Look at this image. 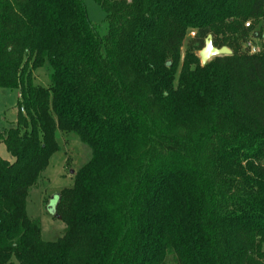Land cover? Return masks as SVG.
<instances>
[{
    "label": "trees",
    "instance_id": "1",
    "mask_svg": "<svg viewBox=\"0 0 264 264\" xmlns=\"http://www.w3.org/2000/svg\"><path fill=\"white\" fill-rule=\"evenodd\" d=\"M94 2L104 36L82 0H0V89L20 97L0 129V264H264V52L246 46L264 0ZM208 36L231 55L201 66ZM57 130L91 155L43 241L26 199Z\"/></svg>",
    "mask_w": 264,
    "mask_h": 264
},
{
    "label": "rangeland",
    "instance_id": "2",
    "mask_svg": "<svg viewBox=\"0 0 264 264\" xmlns=\"http://www.w3.org/2000/svg\"><path fill=\"white\" fill-rule=\"evenodd\" d=\"M82 1L86 7L89 20L95 26L98 34L104 36L107 32V21L104 11L94 0ZM255 29L260 32V37L251 40L246 46L249 47L251 53L257 54L264 52V16ZM191 37V32H189L181 47L176 66V78L180 73L185 52L187 51L186 44ZM199 52L200 50H196L195 56L199 61V65L202 66ZM33 83L43 87L50 85L48 72L44 67L37 69L33 73ZM19 102L20 97L17 89H0L1 130L15 125ZM55 140L59 146L58 151L51 156L47 168L36 184L29 189L26 199L27 216L40 222L41 239L43 241H56L63 236L65 225L56 215V212L54 213L57 196L62 189L72 186L75 172L91 155L90 148L73 133H62L57 130L55 132ZM0 158L9 162L14 159L7 152L2 141H0Z\"/></svg>",
    "mask_w": 264,
    "mask_h": 264
},
{
    "label": "water",
    "instance_id": "3",
    "mask_svg": "<svg viewBox=\"0 0 264 264\" xmlns=\"http://www.w3.org/2000/svg\"><path fill=\"white\" fill-rule=\"evenodd\" d=\"M199 55H200L201 64L204 65L214 57L231 55V50L225 46L221 48L215 47L212 43L211 36H208L205 40L204 47L199 52ZM55 206H54V213H55Z\"/></svg>",
    "mask_w": 264,
    "mask_h": 264
},
{
    "label": "built area",
    "instance_id": "4",
    "mask_svg": "<svg viewBox=\"0 0 264 264\" xmlns=\"http://www.w3.org/2000/svg\"><path fill=\"white\" fill-rule=\"evenodd\" d=\"M249 24L248 23H246V25L245 26H248ZM191 35L193 36L194 35V33L193 32H191Z\"/></svg>",
    "mask_w": 264,
    "mask_h": 264
}]
</instances>
